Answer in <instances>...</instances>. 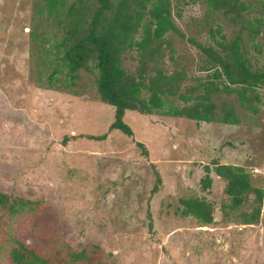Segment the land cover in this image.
<instances>
[{
    "label": "rangeland",
    "instance_id": "obj_1",
    "mask_svg": "<svg viewBox=\"0 0 264 264\" xmlns=\"http://www.w3.org/2000/svg\"><path fill=\"white\" fill-rule=\"evenodd\" d=\"M74 1L79 15L91 20L97 0H0V191L46 204V215L25 224L23 234L32 232L33 244L43 248L98 245L103 264H264V196L259 222L243 225L255 194L234 209L227 181L215 172L217 164L243 167L264 193V88L256 90L258 113L245 110L235 95L214 96L219 107H234L238 125L173 117L169 111L194 101L165 95V106L152 115L125 113L133 131L126 136L110 128L115 108L100 100L96 73L81 71L71 82L62 70L49 80ZM170 1L184 37L165 36L158 66L169 76L183 70V93L202 94L189 91L213 73L191 43L218 49L221 35L212 37L211 29L228 41L241 32L248 63L262 68L264 26L249 29L245 21L264 19V0H246L249 9L237 20L207 0ZM142 35L140 29L136 38ZM124 68L131 77L142 73L138 51L124 55ZM207 176L211 185L204 189ZM188 199L205 201L213 223L183 216Z\"/></svg>",
    "mask_w": 264,
    "mask_h": 264
},
{
    "label": "trees",
    "instance_id": "obj_2",
    "mask_svg": "<svg viewBox=\"0 0 264 264\" xmlns=\"http://www.w3.org/2000/svg\"><path fill=\"white\" fill-rule=\"evenodd\" d=\"M51 1L54 4L55 0ZM97 3L91 20L79 15L76 1L71 4L65 22L66 31L57 44V63L49 80L53 81L62 70L66 71L71 82L77 80L81 71L96 73L100 100L115 108L116 118L111 129L132 137V129L123 121L125 113L133 111L152 115L165 106V95L178 97L185 104L194 101L190 106L169 111L171 116L186 120L238 125L241 120L234 107L227 104L219 107L213 102L214 96L219 94L235 95L245 110L258 113L262 98L256 90L264 88V65L260 69L251 68L245 57L247 51L241 32L228 41L219 28L215 32L211 29L212 37L221 35L216 40L218 49L191 40L213 70L198 88L189 91L203 90L193 98L188 92L181 91L180 84L186 79L183 70L169 76L158 66L161 50L167 44L165 36L172 32L184 37L172 20L170 0H97ZM207 3L212 10L232 14L233 20L241 19L243 11L249 9L246 0H207ZM147 16L149 20L145 22ZM245 23L253 29L264 26V19L246 20ZM140 29H143V35L137 39ZM132 50L140 53L142 73L138 77L129 76L124 68V55ZM151 71L155 74L152 75ZM145 92L149 93L148 97L144 96ZM87 138L102 140L106 136ZM138 145L143 147L141 143ZM144 155L148 156V151L145 150ZM215 172L227 181L226 193L234 209L244 205L248 194H255L254 209L241 215V223L257 224L263 205V189L252 185L250 175L243 167L217 164ZM156 183L152 193L158 190L159 177ZM210 185L211 179L207 176L203 187L206 189ZM183 205V216H193L205 224L213 223L212 211L205 201L188 199L183 201ZM45 208L42 200L0 191V264H62L56 258H64L74 264L104 263L103 259L97 261L104 258L98 245H89L81 250L65 242L45 248L34 245L33 233L27 231L23 234L22 231L25 224L45 216ZM15 224L21 230L17 231Z\"/></svg>",
    "mask_w": 264,
    "mask_h": 264
}]
</instances>
